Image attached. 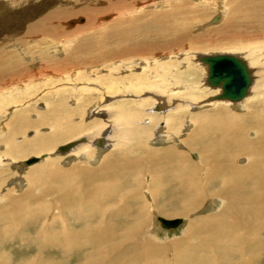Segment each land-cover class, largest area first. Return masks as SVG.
<instances>
[{
  "label": "rangeland",
  "instance_id": "1",
  "mask_svg": "<svg viewBox=\"0 0 264 264\" xmlns=\"http://www.w3.org/2000/svg\"><path fill=\"white\" fill-rule=\"evenodd\" d=\"M31 2L33 3L34 0H28L27 3L23 6H16L12 7V9H9L8 6H3V4H5V1L0 0V53L5 52V55H15L18 57V59H20L22 63L20 74H14L13 76L8 77V79L5 78L1 80L0 97L3 95L4 97L9 96L10 98L17 97V94L20 93V91L16 90V87L19 88V84L29 83L30 87L32 88L30 92L27 91L23 94L25 98L18 103L20 104V107L18 106L19 108L17 107L18 104L14 105L16 103H13L10 99L0 102V113H2V116L0 114V155L5 153L2 151L6 150L5 134L7 133L6 128L8 119H13L19 114L24 115V112H18L25 110H28V116L26 117L28 120L30 119L31 123H36L37 120L44 115H46V117H49L50 114L47 115V112L53 110L54 107L50 104L49 99H52L54 96H56V93L58 91L66 92L65 105H63L64 108L58 107L59 112L62 111L63 113L65 112L64 114H67L66 116L60 117V122L62 124L61 128L66 129L72 124L77 128H82L80 129L82 133L71 137L68 140L66 139L59 142V144L53 147L50 155L49 153H44L48 155L46 158L40 156L42 154L39 153H28L27 155L18 153L17 158L20 159L14 160V162L10 164L9 158L6 156L7 159L4 158L2 163L0 164V206H2L4 211L9 210L8 203L6 201L8 199H6L5 197H11V199L16 198L18 195H20L21 193H25L28 189L31 188L29 183L30 181H28V179L26 178L25 173L27 172V169L29 167L39 164L40 165L38 167H41L42 162L53 161L55 163L56 169L61 172L65 171L63 175L64 181L62 180V182L56 183L58 179L56 177L57 175H54L53 178L49 179L51 184H53V187L55 185H57L58 187H62L63 184L69 182L70 179L73 185L77 184L78 186H76L79 187L80 191H78L74 195V199L71 202L72 207H74L75 202H81L79 198H82V191L86 189V186L83 184L85 179H83L82 177L77 178V176L75 178L74 176L76 175L74 172L79 173L77 171L79 165L88 167L89 170H96L99 168L102 161L106 159V156L108 157L109 155L114 154V156L117 157L115 159H118L117 165L119 170H117V175L114 176L112 181H110L109 183H102L106 185L107 188H109L111 194L114 193V196L109 194L110 192L108 193V190L107 193L111 195L112 198H107L106 192H103L101 205L103 204L104 206H101L102 212H100V214L102 215L103 213L102 216H104L103 219L105 220L106 217H109L112 213L118 211L119 218H115L112 220L109 219V221L107 222L111 229V233H113L112 231H114L115 229L122 230L123 227V229H129L136 226L140 228L139 222L134 221L132 216L133 214H135L137 209L144 208L148 223L147 226L143 227L144 230L143 228H141V230L138 231L139 233L136 237V243L138 242L137 244H142V241L143 243L146 241L147 243L156 244V246L167 245L168 250L165 256L167 260L173 263V254L171 252V249L169 248V244L178 242L180 241V239H183L188 223L194 222L196 226H199L200 224L202 225L204 223L202 221H206L207 218L213 216V214L221 212L226 205L225 199L219 195V193L223 189L224 183L221 181L218 182V180L216 179H212L210 183L206 182L207 177L211 174V169L207 160L215 157L214 150L211 149V156L209 154L208 156L204 153L201 154V150L199 149L203 148V146H206L208 141L210 143L211 141L214 142V138L217 140V137L219 135L221 136L222 134L226 135L232 133L231 131H233V134H230L229 136L231 137L230 141H232V139L236 136L235 134H238L239 131L243 132L240 129L238 130V127L242 125L243 128L245 126L244 123L246 124V127L248 129L245 130L247 133L245 139L250 143L254 142L257 137H259V132L256 126L260 121L258 119V115L264 114V94L258 96V98L254 100L255 104H251L248 98V100L243 103V105L241 104L242 106L240 105V108L234 109L232 106L228 107L224 103H218L217 100L209 101L210 96H214V92L213 90H210L204 82L206 76V72L204 71L206 70L205 66L196 61V58L200 55L215 54H232L239 57H244L249 54L248 52H253L252 57L257 58V62L254 64V66L252 65L250 67L253 74V81H257L256 85L259 84L258 87L263 86L262 89L264 91V32L256 29L254 31H251V29L253 28L243 24L242 19L241 22L239 21V23H237V25L240 26L235 29V32L230 31L229 27H226L227 21L236 11V5L234 3L235 0H49L47 5L41 3L42 0H36L34 3V7L30 4ZM114 2H121L128 5V11L124 10L122 16L124 18H128L131 16L132 19H136L138 16L142 18L148 11L150 13L168 11L169 13L171 9H176L174 8L175 6L179 7L176 9L179 14H176L173 17L174 20H165L166 25H172V28H175L173 32L176 31V36L174 35L171 37V35L169 34L170 38L164 37L162 39L156 38L152 40L151 38L149 40L145 39V41L143 40L144 43L152 42L154 43V47L158 45L159 48H152L151 50L149 49L144 53L136 52L135 50L128 54L125 51L126 48L129 47L128 43H139L138 40L131 39L133 41L123 42L122 44V46L125 47L123 57L103 59L95 65L88 63H79L77 61H73L74 58L71 57L66 59L65 56H68L67 53H72V48L75 47L76 44L83 43L82 48L85 47L84 49H90L92 47L91 45H95L94 42L97 39L98 33L101 32L100 34L104 35V33L109 32L110 29L111 32L115 29H112V27H114L115 23H117L118 15L115 16L113 12L108 13L106 11L108 5ZM40 3L47 6L45 7L47 9L42 11V9L40 8ZM170 5L173 8H171ZM180 5H182V8H180ZM29 8L30 10L31 8H38L40 10L39 14L35 13V15L34 13H29ZM85 8H90L98 11L96 21L89 26L85 25L87 23V17L84 14H79V12H82ZM52 10H61L62 12L66 13V18L59 22L58 25L56 24L57 26H55L56 29L58 28L59 30H57L59 33L57 32L58 34L56 36L52 35V37H50V34H46L45 36L44 34L42 35L40 33L36 35L26 34L25 29L30 23L31 25H33L37 21L41 20L45 13H48L49 11L52 12ZM218 14L220 17L218 22L215 24H211L213 18ZM79 17H82L84 19L83 24H76L72 27L68 26L69 21L77 19ZM104 17H108L109 19L103 21ZM148 20H150L149 17ZM112 23L114 24V26L112 25ZM176 28L178 29L176 30ZM181 34L182 37H184H181L179 42L174 43V41L172 40H174L176 37L179 38ZM25 48H29L28 52L30 51V53L35 57L39 54V50L48 49V51H46L45 53L49 54H47L46 57L51 62L50 67H46V65L44 66L42 64L43 61L41 62L40 59L38 60L39 62H34L31 59L30 55L26 53L27 50H25ZM33 49H36L37 51H33ZM53 50L54 52H56V54L52 52ZM244 60L247 61V58H244ZM116 61L118 62L116 63ZM147 61L149 63L146 64ZM154 61H158V65L166 64V66H168L165 77L161 76V71H164L166 69L160 68L159 70V68H152ZM118 63L119 65L116 66ZM142 67H146V70L142 71ZM117 68L119 69L117 70ZM150 74H152V76L157 75L158 77L165 79L167 84L170 83L168 84L169 86L167 87L168 91H166V94H164V90L160 92L159 88H157V90L156 87H151L143 89V93L140 96H134L137 98L136 99L133 96L127 97L129 94H123L121 91L116 90L117 88L114 89L115 92L113 93H105L103 91V87L99 85L102 82L104 84H107L110 80L117 82L120 81L119 79L126 80L128 79V77H133L134 75L148 77L150 76ZM68 77L69 79H74V81H67L66 79H68ZM60 78L63 80H58ZM176 79L179 81H177L175 84H172ZM87 85H91L92 88H95L98 91L93 92V90L88 88ZM123 86L124 88H126L125 82H123ZM190 86L192 89H188ZM34 87L35 89H33ZM73 87H78V92H73L71 90L73 89ZM178 87H183L184 89H186L184 91V95H182L184 101H182V99L178 95L174 94L173 100L165 105L166 108L170 110L166 112V114L158 113L156 108L160 103L157 102L159 98H157V96L162 95L160 96L162 97V100H164L165 97V100H167V97L171 95L170 92H174L173 90ZM9 89H15L16 91L14 90L13 92L8 93ZM81 90H85V92L82 93L81 96H79L78 94ZM138 91L140 90H137L136 92ZM189 91L191 92L189 93ZM98 94L99 96H101L100 99L97 98ZM188 95H191L193 99L186 98L188 97ZM250 96L252 97L251 92L248 94V97ZM147 97L149 100L147 99ZM151 98L154 100H152ZM77 99L80 100L77 101ZM189 101L195 104H190ZM82 102H84V104ZM213 102H216L218 104H211ZM177 103H179V105L187 104V107L184 105L180 109L181 111H177L180 114H178L179 119H173L172 122L174 124H172L166 119L172 113L170 111H173L175 109L173 105H177ZM203 105H205V107ZM79 108H84V110H79ZM99 109L103 110L99 111ZM72 112L78 115L80 114V117L77 115H72L74 114ZM110 112H112V114ZM81 115H83L84 117H82ZM115 115H117V118ZM220 115H223L225 120L221 118ZM146 119H150V123L145 122ZM216 121H218L220 125L216 124ZM223 121L226 122L224 123ZM95 122L97 123L95 125H99V128L102 129V133L100 132V136L104 137V141L103 139L101 140L103 142L101 146L96 143L98 137L92 139L89 142L86 134L87 132L85 131V129L87 128L82 127ZM199 122L201 124H199ZM234 122H236L237 124H234ZM65 123L67 124V126L64 125ZM213 125H218V129ZM172 126L174 127V129ZM205 126L207 128H205ZM37 127H29L23 129L22 135H16L17 139H15L18 140L17 143H25L28 140L33 139L34 136L36 138L49 136L54 132L53 129L48 125ZM224 127H227V130L226 128L224 129ZM112 135L114 137L111 139ZM82 139H85V144H87L89 149L93 150L92 156H89L88 158H81L76 155V157L74 158L73 154H71L72 156L68 157L66 156L67 154H63V156H61V154L57 152V147H60L63 144L65 145V143L67 144V142H74L76 140ZM99 139H101V137ZM95 143L96 145H94ZM235 143L237 142L234 141V144ZM103 146L104 148H102ZM245 150L246 148H244L243 145L240 146L239 150L234 148L228 149L229 154H231L230 156L235 155V157L233 158L234 163L232 162V164L238 171L245 169L254 160V157H252L250 153L244 152ZM168 152H170L172 156H167ZM30 158H36L39 161L30 165L25 164V162H27V160H29ZM41 158H43L44 161H41ZM125 158H130L131 162H133L134 160V162L136 163L135 166L128 168L130 169V171H127L126 173V170H123V172L120 170L122 169V167L126 166L124 165V160H126ZM144 162H146L147 164ZM75 166L77 168H74ZM178 168L182 170L181 174L184 178L188 174H190L189 170L193 175L194 172L197 171L196 173L198 178L193 181L192 184L194 186L191 185L193 188L189 187V183H181L173 178L172 172L176 169L178 170ZM164 170L166 173L164 172ZM70 173L72 175H70ZM159 174L164 175L165 178L163 179V181L162 179L159 181L158 179L155 180V176ZM232 176L235 177L238 175L235 174ZM99 183L101 182H97L98 185ZM40 185L42 186L41 183L37 184V189L34 190L35 193L32 191L33 194L38 195V190L41 189ZM186 186H188V188L190 189L188 190ZM191 189H193V191L195 190V195L200 196L198 197V203L195 205L196 207H193L194 209L192 208L189 213H183L182 217L180 216V214L164 215L162 213H158V209L162 207L165 208V206L169 204V198H171V196L175 194L178 197L175 200L176 204L180 203V201L183 202V199L185 202L193 198L195 199L197 196L194 197V194L192 195L189 193ZM54 195L55 196L53 197V199H56L58 195ZM136 195L138 196L137 199H135V201H130L131 197ZM2 197H4L5 200H3ZM154 198H156V200ZM46 199L48 198L46 197L43 198V200L41 199L37 201V203L33 204V206L37 207L38 209L48 206L49 200L46 201ZM24 200L25 198L22 196V204L23 202L25 203L26 200ZM59 201L60 204H64L63 199L58 200L57 198L56 203H59ZM50 204V211H41L42 213H44V215H46L45 218L42 219L44 223H48L50 219L52 220L53 218H57V221H55V223L57 225H60L62 228V226L65 225L64 221H69L70 223L72 222L70 219V215L67 212L59 213L56 209H54L56 208V206L54 205L53 207L52 202ZM129 206L132 207L129 208ZM180 209L182 210L181 207ZM72 210H74L73 212H76L83 217L93 212L92 210H89L88 207L86 209H79L77 207H74V209ZM120 211H122V213ZM9 216L7 217L6 215L5 217L1 218L5 219L4 223L6 222L7 224L9 222H12L13 218H18V216ZM157 217H162L165 219L180 218L183 220V224L175 230H163L156 220ZM231 217L232 216L228 218L230 221L232 219ZM25 219L26 218H24L23 221L21 220V218L16 219V222H19V224L17 222L18 227L19 225L24 223ZM233 219L236 221L235 216H233ZM61 220H63L64 225L62 224ZM1 221L3 222V220ZM25 221L27 222V220ZM245 224L248 225V223ZM241 225L242 224L234 225L233 227V229L238 232V239L233 238V241H237L238 244L230 246L236 248L234 249V252L222 251L223 247L220 250L217 249L210 255V257L214 261L213 262L210 261L209 258H207L208 255H206L202 250L195 247L194 249H197L199 251H195L197 260L194 261V263L228 264L229 261L230 264H242V260L239 257V248H241V246H244L247 250L246 246H248L250 237L246 236V234L244 233L247 228H242ZM60 226H57V229H59ZM24 233L27 235L33 234V226L28 232ZM241 236L244 240H240ZM258 238H260V244L256 243L258 248L255 247V244H252L254 245L253 247H251L250 245L252 249L256 248V256H259H257L256 258V260L258 261L252 262H254V264H264V231L262 234H258ZM190 241L196 242L199 241V239L194 238V240L191 239ZM124 243H121V245H123ZM5 244L6 246H4ZM24 246H27V242H24V245L19 242L4 243L2 246H0V257H5L7 262L14 258L16 264L17 260L20 261L26 258V253L16 251L19 250L17 247ZM82 252H84V254L86 253V251ZM56 253L59 254V252L57 251ZM228 253H234V257H230ZM57 254L56 258L58 260L64 259L60 257V255L57 256ZM221 254L224 256H222ZM78 255L79 254L70 256V258L64 259V261L67 262L66 264H80V255ZM222 257H228V259L225 258L222 260ZM246 257L248 258V252H246ZM247 258L245 259L246 263L250 262L247 261Z\"/></svg>",
  "mask_w": 264,
  "mask_h": 264
},
{
  "label": "bare ground",
  "instance_id": "2",
  "mask_svg": "<svg viewBox=\"0 0 264 264\" xmlns=\"http://www.w3.org/2000/svg\"><path fill=\"white\" fill-rule=\"evenodd\" d=\"M4 1H5V4H3V6H8L9 9L10 8L12 9V7L25 5L28 0H4ZM35 1L36 0H34L33 3L32 2L30 3L31 5H33V7H34ZM48 1L49 0H42L41 3L47 5ZM234 3L236 5V7H235L236 11H235V13L232 14V16L230 17V19L227 21V24H226V27H229L230 31L235 32V29L238 26H240V25H237V23H239V21L241 22V19H242L243 24L253 28V29H251V31H254L256 29V30H260L261 32H264V0H235ZM43 4H41V7H40L42 9V11L47 9V8H45L47 6H45ZM127 6L128 5L123 4L121 2L110 3L108 5L106 11L108 13L113 12L115 14V16L118 15L117 23H115V26L112 23V25L114 27L111 26L112 29H114V28L115 29L112 32L110 29L109 32L104 33V35H101L100 34L101 32L98 33L97 39L94 42L95 45L94 46L91 45L92 47L90 46L91 47L90 49L89 48L84 49L85 47L82 48L83 43L82 44H79V43L76 44L75 47L72 48V51H71L72 53L71 54L67 53L68 56H65L66 59L71 57V58H74L73 61H77L79 63H86V64L88 63V64H94L95 65L103 59L123 57L124 56L123 52L125 50V47H123L122 44H123V42L133 41L131 39L138 40L139 43H134V44L128 43L129 47L126 48V50H125L128 54H130L132 51H135V50H136V52H143L144 53L145 51H148L149 49L151 50L152 48H156V49L159 48L158 45H157L158 47L157 46L154 47V43H152V42L144 43L145 39L149 40L151 38V40H152V39H156V38L162 39L164 37L170 38L169 34L171 35V37L174 35L176 36V31L173 32V30H175V28H172V25H166L165 20L166 19L174 20L173 17L176 14H179V12H177V10H176L179 7L175 6L174 8H176V9L175 10L171 9L169 13H168V11H160V12H152V13H150L149 11L148 12L146 11L147 13H145L142 18L140 16H138L136 19H132L131 16L128 18H124L122 16L124 10L128 11ZM143 8H145V7H143ZM171 8H173V7L171 6ZM180 8H182V5H180ZM29 10H30V8H29ZM39 11L40 10L38 8H36V9L31 8L29 13L39 14ZM65 14L66 13L62 12L61 10H57V11L52 10V12L49 11L48 13H45L41 20L37 21L33 25H31V23L28 25V27L25 29L26 34L36 35V34L40 33L42 35L44 34L45 36H46V34H50L51 35L50 37H52V35L56 36L59 33L58 32L59 30H58V28L56 29L55 26H57L59 22H61L62 20H64L66 18ZM79 14H84L87 17V23L85 25L89 26V25H92L96 21V19H97L96 16L98 15V11L94 10V9H90V8H85L82 12L80 11ZM220 16H221V14H220ZM148 17L150 20H148ZM246 26H245V28H246ZM177 29L178 28H176V30ZM255 33H256V31H255ZM232 36H234V35H232ZM181 37H182V34L179 38L176 37L172 41H174V43H177L180 41ZM95 38H96V36H95ZM54 39H57V38H54ZM90 39H93V38H90ZM140 41H142V42H140ZM108 42H111V43H108ZM108 44H112V45H108ZM86 46H87V44H86ZM50 49H51V47H50ZM25 50H27L26 53L28 55H30L31 59L34 62H37L40 59L41 62L43 61L42 64L44 66L46 65V67L47 66L50 67L51 62L46 57V55L48 53L47 54L45 53L46 51H48V49L39 50L38 51L39 54L36 57L33 56L30 53V51L28 52L29 48H25ZM35 50L33 49V51H35ZM52 52H54V50ZM4 53L5 52L0 53V82L2 79H5V78L8 79V77L13 76L14 74H20L21 73L22 63H21L20 59H18V57L15 55H9V54L5 55ZM54 53L56 54V52H54ZM248 53L249 54H247L246 56H244L242 58L243 59L247 58L246 62L250 68L252 65L254 66V64L257 62V58L252 57L253 52L252 53L248 52ZM117 62L118 61H116V63ZM116 63H114V64H116ZM147 63H149V62L147 61L146 64ZM143 64H145V63H143ZM158 64H159L158 61H154L152 68H159V70H160V68L166 69L164 71H161V76L165 77L168 66H166V64H161V65H158ZM118 65H119V63L116 66H118ZM119 68H121V67H119ZM119 68H117V70ZM141 69H142V71H144V70H146V67H144V68L142 67ZM205 69L206 70H204V71L207 72L206 66H205ZM152 70H154V69H152ZM147 74H148V72H147ZM254 75H256V74H254ZM160 78L161 77H158L157 75L152 76V74H150V76H148V77H143L141 75H138V76L134 75L133 77H128V79H126V80L119 79L120 81H117V82L110 80V81H108L107 84H104L103 82L100 84L98 83V84L103 87V91L105 93H113V92H115L114 89L117 88L116 90L121 91L123 94H127V95L129 94L127 97L140 96L143 93V89H147V88H151V87H154V88L156 87V89L159 88L160 92L162 90H164V94H166V91H168V88H167L169 86L168 84H170V83L167 84L165 79H163V78L160 79ZM58 80H63V79L60 78ZM66 80L67 81L69 80L71 82L74 81V79H69V77ZM156 80H157V82H156ZM177 81H179V80L176 79L174 81V83H172V84H175ZM9 82H11V81H9ZM123 82H125L126 88H124ZM169 82H171V81H169ZM204 82H205V80H204ZM256 82L257 81H253L252 86L250 87V89L248 91V94L251 92L252 97L251 96L248 97V95H247L245 98H243L239 102H231L228 100H217V102L218 103L219 102L224 103L228 107L232 106L233 109L234 108H240L243 105V103H245L248 100V98H249V100H250L249 102H251V104H255L254 100L257 99L258 96L264 94V91L262 89L263 86L258 87L259 84L256 85ZM87 87L92 89L93 92L98 91L95 88H92L91 85H87ZM207 87H209L210 90H213L214 96H216L217 93L218 94L220 93V88H218V87H215V88L210 87V86H207ZM16 88H17L16 90L20 91V93L17 94V97H13V98L11 97L10 98L9 96L4 97V95H3L0 97V102L7 100V99H10V100H12L13 103H16L14 105H17L19 102L22 101V99L25 98V96L23 94L27 91L30 92L32 90L29 83L28 84H19V88L18 87H16ZM33 89H35V87ZM176 89H178V90H176ZM176 89L173 90L175 93L172 91L170 92L171 95H169V97H167V100H165L166 97L164 100H162V97H160L162 95H158V96L155 95V96H157V98L159 97L157 102L160 104H158L157 108H156L158 113H162V114L165 113L166 114V112H168L170 110V109L166 108L165 105H167L168 103H170L173 100L174 94L178 95L182 99V101H184L182 95H184V91L186 89H184L183 87L182 88L178 87ZM188 89H192L191 86ZM14 90L15 89H11V90L9 89L8 93L13 92ZM71 90L73 92L74 91L78 92V87H73V89H71ZM137 90H140V91L142 90V91L136 92ZM84 92H85V90H81L78 95L81 96L82 93H84ZM190 92L191 91H189V93ZM65 94H66V92H59L58 91L56 93V96H54L52 99H49L50 101L49 100L48 101L50 102V104L52 106H54L53 110L47 112V115L50 114L49 117H46V115H44L43 117H40L37 120V122L35 121L36 123H31L30 119L29 120L27 119L26 116H28V113H27L28 110L18 112V113L24 112V115L19 114L16 117H14L13 119H8L7 128H6L7 133L5 134L6 135V139H5L6 150L2 151L5 153L0 155V164L2 163L4 158L7 159L6 156L9 158L10 164L13 163L14 160L20 159V158H17L18 153H21L22 155H27L28 153H31V154H38L39 153V154H42L40 156L46 158L48 155H46L44 153H49V155H50V152L53 150V147L56 146L57 144H59V142L64 141L66 139L68 140L69 138L74 137V136L82 133V131L80 130L82 128H77L72 124L70 126H68L66 129L61 128L62 124L60 122L61 121L60 117L66 116L67 114H64L65 112L63 113L62 111L59 112L58 107L64 108L63 105H65V97H66ZM97 98L100 99L101 96H99V94H98ZM134 98H136V97H134ZM186 98L193 99L191 95H188V97H186ZM147 99H148V97H147ZM79 100L80 99H77V101H79ZM152 100H154V99H152ZM82 103L84 104V102H82ZM189 103L195 104V103L190 102V101H189ZM218 103L213 102L211 104H218ZM19 105L20 104H18L17 107ZM95 105H91V106H95ZM184 105H181V104L179 105V103H177V105L174 104L173 107L175 109L173 111H170L172 113L167 117L166 120L170 121L172 124H174L172 122V120L173 119H177V120L179 119L178 116L180 114L177 111H179L182 108V106H184ZM203 106L205 107V105H203ZM208 106H210V105H208ZM95 108H97V107H95ZM154 108H155V106H154ZM72 110H74V109H72ZM79 110L83 111L84 108L83 109L79 108ZM101 110H103V109H99V111H101ZM151 110H152V108H151ZM65 111H66V109H65ZM112 112H110V113L112 114ZM72 113H74V112H72ZM0 114L2 116V113H0ZM72 115H77L80 117V114L78 115V114L74 113ZM81 116L84 117L83 115H81ZM115 116L117 118V115H115ZM220 116H221V118L224 119L223 115H220ZM258 116L257 117L260 120L258 122V124L256 125L257 130L259 132V137H257L258 141L256 139L254 142L250 143L245 139V137L247 136V133L245 131L247 129V127H246V124L244 123L245 128L244 127L242 128V125L238 127V130L240 129L243 132L239 131L238 134H235L236 136L232 139V141H230L231 137L229 135L233 134V131H231L232 133H229L226 135L222 134L221 136L220 135L218 137L216 136L217 140L214 138L213 139L214 142L211 141V143H210L208 141L206 146H203V148L199 149V150H201V154L202 153H204L206 155L209 154L210 156L212 153L211 149L214 150L215 157L207 160L208 164L210 166V169H211V171H210L211 174L209 173L210 175L207 177L206 182L210 183V181L212 179H214V180L216 179V180H218V182L221 181L224 183L223 189L221 190L219 195L225 199L226 205L221 212L213 214V216H210L209 218H207L206 221H202V222H204L203 223L204 225L200 224L199 226H196V224L194 222L188 223L183 239H180V241H178V242H174L172 244H169V248L171 249V252L173 254L172 255L173 263H171L169 260H167V258L165 256L167 254V250H168L167 245L166 246L165 245L164 246H161V245L156 246V244L147 243L146 241L144 243L142 241V244H137L138 242L136 243V237L139 233L138 231L141 230V228L147 226V223H148L147 217H146V212H145L144 208L137 209L135 214H133V216H132L134 221L139 222L140 228H138V226H136V227H131L129 229H123L124 228L123 227L122 230L115 229L114 231H112L113 233H111V229H110L107 222L109 221V219L112 220L115 218H119L118 211H115L109 217H106L105 220L103 219L104 216H102L103 213H102V215L100 214V212H102L101 206L103 205V204L101 205V203H102L101 199H102L103 192H106L107 198H112V196H114V193L112 192L113 194H111V191L109 190V188H107L106 185L102 184L105 182L109 183L110 181H112L114 176L117 175V170H119L118 165H117L118 159H115L117 157H115L114 154L109 155L108 157L106 156V159L102 161L99 168L96 170L95 169L89 170L88 167H84V166L79 165V168L77 169V171L79 173L74 172L76 174V175H74L75 178L77 176V178L82 177L83 179H85L83 184L86 186L85 187L86 189H84L82 191L83 192L82 198L81 199L79 198V200H81V202H75L74 207H77L79 209H82V208L86 209L88 207L89 210L93 211L92 213H90L89 215H86L84 217L80 216V214H77L76 212H73L74 210H72V209H74V207H72V205H71V202L74 199V195L78 191H80L79 187H77L78 185L77 184L73 185V183H71L72 181L70 179L69 182L63 184L62 187H58L57 185H55L53 187V184H51V182L49 181L50 178H53L54 175H57L56 177L58 179H57L56 183L62 182L63 175H64L65 171L64 172L59 171L58 169H56L55 163L53 161L52 162H49V161L45 162L43 160V158H41L42 159L41 161H44L41 163V167H38L40 164L36 165V166L29 167L27 169V172H25V173H26V178L28 179V181H30L29 183H30L31 188L28 189L25 193H21L20 195H18L16 198L11 199V197H8V198L5 197L6 199H8L6 201L8 203V207H9L8 209L9 210L4 211L2 206H0V246H2L4 243H7V242L8 243L19 242V243H22L23 245H24V242H27V246L17 247L19 249V250H16L17 252H24L27 255H26V258H24L20 261L17 260L16 264H66L67 262L64 261V259L70 258V256H73L75 254L80 255V256L78 255L79 261H81L80 264H193L194 261L197 260L196 253H195V251H199L197 249L202 250L206 255H208L207 258H209L210 261H213V259L210 257V255L214 251H216L217 249L220 250L222 247H223L222 251H233L234 252V249H236V248H233L230 246L238 244L237 241H233V238H237L238 232L235 231L233 229V227H234V225L242 224L241 225L242 228L243 227L247 228L246 231H244V233L246 234V236L250 237L249 238L250 241L248 243V246H246L247 250L245 249L244 246H241V248H239V250H240V256L239 257L242 260L241 261L242 264H254V262H252V261H258V260H256V258L258 256V255L256 256V253H257L256 248H258L256 243L260 244V238H258V234L260 235L264 231V114L258 115ZM80 119H82V118H80ZM145 122L150 123V119H146ZM204 122H205V120H204ZM216 122H215L216 124H219L218 121H216ZM223 122L225 123L226 121H223ZM235 123L236 122H234V124ZM95 124H97V123L95 122V123H92L90 125L82 126V127L87 128V129H85V131L87 132L86 134L88 137V141L90 142L92 139L98 137L97 138L98 140H96L97 141L96 143L99 144V146H101L103 143L101 140L103 139V141H104V137L100 136L102 133L101 132L102 129L99 128V125H95ZM199 124H201V123L199 122ZM43 125H48L49 127H51L53 129L54 132L49 136H42V137H37V138L34 136L35 138L33 137V139L28 140L25 143L22 142L24 140L19 141V142H22V144L17 143L18 140H16L17 139L16 135H19V134L22 135L23 129L29 128V127L34 128V127L43 126ZM64 125L67 126L66 123ZM207 125H210V124H207ZM226 125H227V123H226ZM101 127H104V126H101ZM227 127H224V129L226 128V130H227ZM203 128H204V126H203ZM205 128H207V127L205 126ZM37 129H38V127H37ZM173 129H174V127H173ZM217 129H218V127H217ZM27 130H25V131H27ZM171 130H172V128H171ZM234 130H235V128H234ZM235 132H236V130H235ZM196 136H197V133H196ZM100 137H101V139H99ZM113 137L114 136L112 135L111 139ZM187 141H188V139H187ZM234 141L237 143L234 144ZM85 142H86L85 139L76 140L74 142H67V144L65 143V145L63 144L60 147H64L68 144H73V146L68 151L63 152V153L59 151L60 147H57V152L59 154H61V156H63V154H67L66 156L70 157V156H72L71 154H73L74 158L76 157V155L81 157V158H88L89 156H92L93 150L89 149V147L87 146V144H85ZM96 143L94 145H96ZM189 143H190V141H189ZM114 144H116V143H114ZM242 145L244 148H246V150L244 152L250 153V155L252 157H254V160L245 169L238 171L234 167V165L232 164L233 158L235 157V155L230 156L231 154H229L228 149L234 148V149L239 150L240 146H242ZM102 148H104V146ZM168 155H171V153L168 152L167 156ZM30 159H36V158H30ZM125 159L126 160H124L125 161L124 165H126V166H124V167L121 166L122 169H120V170L122 172H123V170L124 171L126 170L125 171V173H126L127 171H130V169H128V168L135 166L136 163L134 162V160H133V162H131L130 158H125ZM176 160H177V158H176ZM37 161H39V160L36 159V162ZM144 163H146V162H144ZM27 165H30V164H27ZM17 167H18V165H17ZM74 168H77V167L75 166ZM67 171H69V170H67ZM67 171H66V173H67ZM69 172H71V171H69ZM164 172H165V170H164ZM196 172H194V175H193L191 173V171L189 170L190 174H188L185 178L182 176V174H181L182 170H180L179 168H178V170L177 169L174 170L172 173H173L174 179L178 180L181 183H183V182L186 184L189 183V187H192L191 185H193L192 184L193 181H195L196 178H198ZM2 174H3V172H2ZM167 174H168V171H167ZM235 174H237L238 176L233 177L232 175H235ZM70 175H72V174L70 173ZM45 177H48V178H45ZM164 178L165 177L163 174H159V175L155 176V180L158 179V181L161 179L163 181ZM168 180H169V178H168ZM97 182H101V183H99V185H98ZM38 183H41L42 186L40 185L41 189L38 190V192H39L38 195H35V194H33V192H34V190L37 189ZM93 185H95V186H93ZM174 185H176V184H174ZM186 187L188 188V186H186ZM82 188H83V186H82ZM172 188H174V187H172ZM189 189L190 188H188V190ZM112 190H114V189H112ZM176 190H178V189H176ZM107 191H108V193L110 192L109 194H111L112 196L109 195L107 193ZM189 193L192 195L194 194V197H196V196L197 197L195 199L193 198V199L186 201V202L183 199V202L180 201V203L176 204L175 200L178 197L175 194V195L171 196V198H169V200H168L169 204H167L165 206V208L162 207V208L158 209V213H162L164 215L180 214L181 217H182L183 213H189L193 207H196L195 205L198 203V201H199L198 197L200 196V195H195V190L193 191V189H191ZM54 194L58 195L57 196L58 200L63 199L64 204H60V201H59V203H56L57 198L56 199L54 198L55 200L53 199V197L55 196ZM108 195H109V197H108ZM22 196L26 200V201L24 200L25 203L23 202V204L21 203L22 202L21 201ZM46 197L48 198V199H46V201L49 200L48 206L43 207L41 209H38L37 207L33 206V204L37 203V201H39L41 199L43 200V198H46ZM137 197H138L137 195L132 196L130 201L131 200L135 201V199H137ZM2 199L5 200L4 197H2ZM154 199L156 200V198H154ZM22 200H23V198H22ZM51 202H52L53 207H54V205L56 206V208H54V209H56L59 213L67 212L70 215V219L72 222L70 223L69 221H64V223H65V225H64L63 220H61L62 224L64 225V226H62V228L60 225H57L55 223V221H57V218H53L52 220L50 219L48 223H46V222L44 223L42 221V219L45 218L46 215H44V213H42L41 211H43V210L47 211V212L50 211L51 210V208H50ZM111 202H113V201H111ZM171 204H173V205H171ZM131 207L129 206V208H131ZM180 207L182 208V210L180 209ZM112 208H114V207H112ZM122 211H120V212L122 213ZM6 215H7V217L9 215L10 216H18V218H21L22 221L24 218H26L25 220H27V222L24 220V223H22L18 227V225H17L18 221L16 222V219H18V218H16V219L13 218L12 222H9L6 224V222L4 223L5 219H1V218L5 217ZM230 216H232L231 217L232 219H233V216H235L236 221L234 219L233 220L231 219V221H230L228 219ZM157 218H156V220H157ZM160 218H162V217H160ZM1 220H3V222ZM166 220H173V219H166ZM243 221H245V222H243ZM61 222H58V223H61ZM245 223H248V225H246ZM18 224H19V222H18ZM182 224H183V220H182ZM32 226L34 229V233L31 235L25 234L24 232H28ZM57 226H60L59 229H57ZM55 229H57V230H55ZM175 229H177V228L169 229V230H175ZM143 230H144V228H143ZM163 230H166V229H163ZM169 230H167V231H169ZM141 236H142V234H141ZM194 238L195 239L198 238L199 241H196V242L190 241L191 239L194 240ZM241 239L244 240L242 238V236H241L240 240ZM123 241L126 243H124ZM121 243H124L125 245L124 244L121 245ZM242 243H243V241H242ZM252 244H255L256 248L252 249L251 247L254 246ZM250 245H251V247H250ZM4 246H6V244ZM195 247L197 249H194ZM56 251L59 252V254H57ZM82 251H86V253L84 254V252H82ZM246 252H248V258L246 257ZM56 254H57V256L60 255V257H62L64 259L58 260L56 258ZM228 254L230 255V257H234V253H228ZM222 256H224V255H222ZM199 257H200V255H199ZM12 258H13V256H12ZM15 258H17V257H15ZM76 258H78V257H76ZM225 258L228 259V257H222V260ZM246 258H247V261H250V262L246 263L245 262ZM204 262H205V260H204ZM0 263L1 264H15V261L13 258L12 260L7 262L5 257H0ZM228 264H230L229 261H228Z\"/></svg>",
  "mask_w": 264,
  "mask_h": 264
},
{
  "label": "water",
  "instance_id": "3",
  "mask_svg": "<svg viewBox=\"0 0 264 264\" xmlns=\"http://www.w3.org/2000/svg\"><path fill=\"white\" fill-rule=\"evenodd\" d=\"M104 17L103 20H107ZM219 15H216L211 24L217 23ZM84 22L82 17L71 20L68 26L72 27L76 24ZM196 61L203 64L207 68L205 84L210 87L220 88V93L209 98L211 100H228L231 102H239L248 95V91L253 83V74L247 62L239 56L232 54H215L200 55ZM73 144L60 147V152L68 151ZM36 159H30L25 164H33ZM161 228L169 230L178 228L182 224V219L166 220L157 218Z\"/></svg>",
  "mask_w": 264,
  "mask_h": 264
}]
</instances>
